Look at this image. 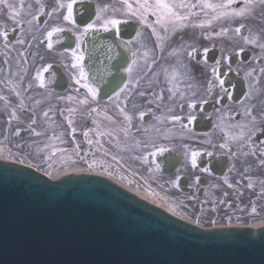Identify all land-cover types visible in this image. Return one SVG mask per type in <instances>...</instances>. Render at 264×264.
Instances as JSON below:
<instances>
[{"label":"flooded vegetation","instance_id":"obj_1","mask_svg":"<svg viewBox=\"0 0 264 264\" xmlns=\"http://www.w3.org/2000/svg\"><path fill=\"white\" fill-rule=\"evenodd\" d=\"M29 12L36 14L34 9ZM22 19L17 24L6 8H0V141L15 144L17 137L25 141L45 126L46 117L36 113L41 105L38 100L48 93L53 98L49 121L55 151L73 165L87 160L120 178H148L157 190H164L178 213L204 219L206 225L264 221V49L229 47L218 50L212 62L208 60L211 50L200 52L191 64L177 67L179 75L174 81L168 75L144 81L134 66L131 76L126 71L128 89L119 98L116 92L108 99L98 95L93 100L76 83L79 69L72 66L73 50L53 48L55 33L49 37L48 32L54 27L45 26L46 17L31 24V15ZM51 68L65 81V88L59 89L57 82L46 86L45 74ZM38 71L44 78L43 87L35 78ZM86 97L89 102L81 103ZM193 102L194 109L189 107ZM117 104L133 117L128 136L120 131L129 126ZM245 109L256 117L255 123L244 115ZM105 114L115 123L106 120ZM172 116L181 120L173 121ZM190 116L195 120L190 122ZM67 118L73 121L71 125ZM241 124L248 126L244 140L229 141L228 136L237 134ZM61 142L67 143L64 151L57 147ZM226 142L231 150L221 147ZM159 147L166 151L158 154ZM192 151L200 153L196 167L191 165ZM164 161L178 163L165 174Z\"/></svg>","mask_w":264,"mask_h":264},{"label":"water","instance_id":"obj_2","mask_svg":"<svg viewBox=\"0 0 264 264\" xmlns=\"http://www.w3.org/2000/svg\"><path fill=\"white\" fill-rule=\"evenodd\" d=\"M77 24L95 18L78 3ZM131 39L136 28L120 26ZM55 47H72L67 35ZM90 83L108 97L126 82L129 63L115 32H89L83 40ZM49 87L65 81L53 70ZM167 172V170H166ZM0 264H264V226L202 229L91 173L60 180L0 160Z\"/></svg>","mask_w":264,"mask_h":264},{"label":"snow or ice","instance_id":"obj_3","mask_svg":"<svg viewBox=\"0 0 264 264\" xmlns=\"http://www.w3.org/2000/svg\"><path fill=\"white\" fill-rule=\"evenodd\" d=\"M39 2V0H37ZM77 2V0H61L58 4L59 9L66 10V14L63 15L62 19L63 21L67 22L68 24L79 28L80 26L77 24L76 17L74 15V5ZM120 8H115L109 5H105L104 7L97 6L96 12H95V19L91 20L90 22H86L83 27L82 35H87L89 32L92 31H98L101 28L104 31H111L115 30L118 34L120 31V26L122 24L128 23V19H120L116 18L115 15H108L109 11L115 13V12H121L124 17L127 18H136L142 25L148 27L151 29L152 34L156 36V40L159 43V46L161 48V51L163 50L164 41L167 39V36L161 35V32L157 30V25L160 29L163 30V32L167 33L169 30L172 32H175L178 29H184L189 26L190 18L193 16H198L199 13L193 11L195 8H199L201 12H204L205 19L199 21L197 24H194L193 26H198L201 29L210 27L214 21H220V20H235L237 18H240L241 20L246 19L252 15H254L256 11L257 5H264V0H221V2H213V0H198V3H190L188 0H120ZM234 5H240L238 7ZM29 9H31V5H27ZM0 8H6L8 10V13L17 24H22L24 21L22 19L23 16V10L25 8V4L23 0H20L19 4L11 3L9 0H0ZM58 9H53V11H57ZM209 12L212 13V15H209ZM32 16V20L28 21L29 24H31L32 21H38L39 16L44 15L43 12V6H41L39 15L33 14L31 12L28 13ZM154 17L155 20L150 22L149 17ZM19 18V19H18ZM99 22V25L97 24ZM242 29H246V25L241 23L239 27H236L234 31L239 34L241 33ZM71 30V29H69ZM64 31L61 27H54L52 31L48 32V36L51 37L54 33H59ZM229 29L227 28H221L220 32L216 33V35H225ZM5 38H7L8 33L5 31L3 33ZM137 36H140V33H137ZM246 44L256 45L257 47L264 49V43L260 42L262 40V37L257 34H252L249 31L248 35H245L243 37ZM49 47H51V44H49ZM79 46H77V50L72 51V58L74 60V64L72 65L75 68L79 69V78L76 80L77 84H80L81 87L87 90V93L90 94L91 98L94 100L98 97L99 92L98 89L94 86H92L88 82V76L84 72L83 69V60L84 55L82 52L78 51ZM174 55L175 53H171ZM133 59L131 64L128 65L126 68V71L131 76V73L134 70V66H136L137 61L135 59L136 53L133 54ZM150 55L149 51L144 52V57L147 58ZM155 61H153L154 63ZM44 71H47V69H44ZM166 75L169 76L170 80H175L179 73L174 69L171 73H168L167 70ZM262 72H264V69H261ZM213 72H216V69H213ZM251 75V73H249ZM36 80L39 81L40 86H44V78L41 72L36 73ZM132 81L129 80V83ZM221 84H223V81H220ZM128 89V84H125L120 90L116 93V97L119 98L121 93L125 92ZM14 90V89H13ZM211 90V87L209 88ZM141 96L144 95V93H139ZM17 96H19V93H16ZM251 93L249 92L246 94L245 99H247ZM68 99H72L69 97ZM158 99H163L162 96L158 97ZM89 101L87 97L81 101V103L87 104ZM241 104L244 103V100L239 101ZM204 103H207V101H204ZM21 106H23V102H21ZM116 107L119 109V112L121 115H123L124 120L128 123L127 128H122L120 131L124 132L125 136L129 135L131 122L133 117L128 114V112L125 111L124 107H121L120 104H117ZM189 107L196 108V103L193 102L189 104ZM70 113L75 111L74 109L68 110ZM93 111H96L93 109ZM44 115H47V113H44ZM141 117H143L144 113L140 114ZM244 115L251 118V121L255 123L256 117L252 115V112L249 109H245ZM106 120L113 121L111 116H107L105 114L104 117ZM158 119L163 120V117H158ZM173 121H180V116H172L170 117ZM195 120V116H190L189 121ZM68 124L71 125L73 121L71 118H67ZM32 123H36L35 120L32 121ZM237 127L240 128V131L235 135H229L228 140L229 141H242L244 140L246 136V132L244 129L248 127L247 125L241 124ZM35 131V130H33ZM72 131L74 132L75 129L73 128ZM251 132V129H249V133ZM37 136L41 135V133L36 132ZM98 135H111V133H102L98 132ZM87 135V133H85ZM165 138H168L165 136ZM89 144H92L93 141L89 140ZM155 147V145H154ZM221 147L229 148V144L226 142L225 144L221 145ZM77 150L79 148V145L76 146ZM229 150H231L229 148ZM166 151L164 147H159L157 149L158 154H163ZM153 155L157 153H152ZM264 154V153H262ZM200 155V153L196 151L191 152V165L193 167L197 166V157ZM211 155V153H209ZM253 155H255V152H253ZM22 162V161H21ZM261 163H264V160L261 161ZM204 171H209L208 169H204ZM225 181L227 182V178H225ZM231 187V185H229ZM249 187H252V184L249 183ZM253 213H255L256 209L255 207L252 208ZM231 219V218H229ZM199 222V221H197ZM216 221L213 220L212 223H215Z\"/></svg>","mask_w":264,"mask_h":264},{"label":"rangeland","instance_id":"obj_4","mask_svg":"<svg viewBox=\"0 0 264 264\" xmlns=\"http://www.w3.org/2000/svg\"><path fill=\"white\" fill-rule=\"evenodd\" d=\"M78 1V0H77ZM10 2V1H9ZM45 5L43 6V12L45 13L46 8L48 7V13L44 14L47 22L49 19V13L52 7L51 3H54L51 0H44ZM88 2V1H87ZM92 3H95L96 8L97 6L100 7H104V3L102 0H97V1H89ZM76 4V3H75ZM28 5H31V9H29L28 7H25L23 10V15H27L29 13L30 10L34 9L36 12V15H39V11L40 9H38L36 6V4L33 3H28ZM256 15H259V18L264 19V6H261V9H259V11L256 13ZM40 17V16H39ZM131 18H129V21ZM251 20L253 19H243L241 20V23L245 24L246 27L248 28L246 33L244 35L242 34H237L234 29L236 27H239L241 23H237V25L233 22V20H230V25L229 27V32L232 33V44H227L221 40H219L222 44L220 45L221 48H219L220 51H227L229 48L225 47L228 46L230 48H242V49H250L253 51L258 52V49H260L259 47H257L256 45H251V44H246L243 37L245 35L249 34V31L252 34L256 33V26L252 24ZM97 24L99 25V22H97ZM45 26H51V27H57V25H45ZM66 28H69L67 30L71 31L74 33V36L81 38L82 36V29L81 28H76L72 25L69 24V26H67ZM149 31V28L142 25L139 27V33L140 36L138 37L136 35L135 39L133 40V42L131 43H127L128 48L132 50V53H136V67L139 70L138 76L139 78L141 77L142 79H144V81L147 80H151L156 78H159L162 75H165L166 71L168 73H171L174 69L177 71L176 67L179 66H183V65H187V64H191V59H190V54H195V50L191 51L187 48L189 47L187 46H183V45H179L178 47H175L172 51H170L168 54L169 56H171V52L175 53V57L180 58L182 60V58L185 59V61H183V63L181 62V65H179L178 63H169V61H162V60H157L154 63H150V62H145L143 60H147V58L144 57V52L145 51H149L148 49H146L145 47H143L145 45V40L150 43L152 42L148 36H147V32ZM242 31V30H241ZM242 33V32H241ZM195 35H200V34H195ZM193 35V36H195ZM198 38V37H197ZM149 39V40H148ZM231 41V42H232ZM177 42H182V38H178ZM183 46V47H182ZM199 47V46H196ZM215 48L214 46H212L209 49H205L204 51L202 50V52H205L207 50H211ZM150 55H152V51H149ZM193 52V53H192ZM194 56V55H193ZM168 57V56H167ZM192 58V57H191ZM132 59H133V55H132ZM142 59V60H140ZM72 61L74 62V60L72 59ZM85 61V57L83 62ZM179 65V66H178ZM143 81V82H144ZM152 90H156V89H152ZM41 101V102H40ZM52 101L53 98L51 97L50 94L45 93L39 100L38 102L41 103L40 108L38 113L36 114H40L41 117L45 116L47 119V124L41 128H38L36 132L41 133V135L37 136L36 134H34L30 139H26L25 141H21L18 137L16 138V142L15 144L12 143H4L2 140L0 141V156H8L9 158L19 161L21 163H25L27 165L33 166L39 170H41L42 172L49 174V175H57L58 173H60L61 171H65L68 169H71L73 167H75V165H73L70 161H68V158L65 155H62L60 153H56L55 151V144L53 143V139L51 137V129H50V121H49V116H50V107L52 105ZM43 103V104H42ZM44 113H47V115H44ZM2 137V135H1ZM67 146V143L61 142L58 144V149L61 150H65ZM25 147V148H24ZM23 149H26L25 151ZM124 181H129V178H121ZM139 183L140 187H143L142 189L150 192L152 194H154L155 196H157L158 198L160 197V199H166L169 200V198L167 197V194H164L163 191L164 190H157V187L155 185H153L152 181L148 178H135ZM134 179V180H135ZM171 200V199H170ZM185 217H187L185 215ZM190 218V217H189ZM196 221H199V223L203 224L205 222V220H198L196 219ZM263 221V220H262ZM240 223H246V224H256V222H250V221H241Z\"/></svg>","mask_w":264,"mask_h":264},{"label":"bare ground","instance_id":"obj_5","mask_svg":"<svg viewBox=\"0 0 264 264\" xmlns=\"http://www.w3.org/2000/svg\"><path fill=\"white\" fill-rule=\"evenodd\" d=\"M9 1L11 3H16V4L20 3V0H9ZM51 1H53L54 3H51L52 7H51V10L49 13L48 25L52 24V25H57L58 27H64V28L69 26V24L67 22L63 21V19H62L63 15L66 14V10L58 8V4H59V2H61V0H51ZM85 1H93L94 2L97 0H85ZM102 1L104 3V6L109 5V6H112L115 8H120V6H121L120 0H102ZM23 2L25 4V7H27L29 2L30 3L34 2V4L37 5L36 7L38 9H40L41 6L45 5L44 0H39V2H37V0H23ZM188 2L195 4V3H198V0H188ZM213 2H221V0H213ZM234 6L238 7L240 5H234ZM261 6H264V5H257L254 15L248 17V19H253V20H251V22L253 25L256 26V33L255 34L260 35L262 37V40L260 42L264 43V19H262V21H261V18H259V15H256V13L259 11V9H261ZM54 8L58 9V10L54 12L53 11ZM193 11L198 12L199 15L193 16L190 18L191 22L189 23V26L187 28L178 29L175 32H172L171 30H169L167 33H165V32H163L162 29L159 28L158 25L156 26L157 30L161 32V35L167 36V39L164 41V46H163L162 51H161V48L159 46L158 41L156 40V36L152 34V31L149 28V31L147 32V36L152 42L148 43L145 40L144 41L145 45L143 47H145L149 51H152L153 53H152V55H149L147 57V60L145 59L143 61L152 63L153 61L162 60V61H169V63L173 62V63L179 64V63L183 62V59L181 60L180 58L175 57L176 56L175 54L174 55L171 54V56H169V54H168L170 51H172L175 47H178L179 45H183V46L188 45L189 47H187V48H189L188 49V51H189V50H194V49H205V48H209L212 46L220 47V45L222 43L219 40H221L227 44L231 43V40H232V33L231 32L228 31L225 35H216V33L220 32L221 28L229 29L228 26L230 25V20L214 21L210 27H206V28L201 29L200 27L193 26V25L197 24L199 21L205 19V14H204V12H201L198 7L193 9ZM107 14L108 15H115L116 18H120V19H129L127 17H124L121 12L113 13L110 10L109 13H107ZM209 15H212V13L209 12ZM130 20H132L133 24L135 25V27L138 30V27L141 26V23L136 18H131ZM154 20H155L154 17H151V16L149 17L150 22H152ZM233 22L237 25V23L238 24L241 23V19L237 18V19L233 20ZM195 34H200V35H195ZM193 35H195V36H193ZM180 37L182 38V42H177V39ZM121 46H122V48L126 49V47H124L123 45H121ZM196 46H199V47H196ZM67 47H70V46H67ZM72 48H74V45L72 46ZM76 50H77V48H76ZM140 60H142V59H140ZM0 159L9 160L12 162H17V161L12 160L8 156H1ZM86 161H81L82 162L81 166L75 165L74 168H71V169H68L65 171H61L57 175H49L48 174V177L54 180V179L60 178L66 172H84V171H87V170L92 168V170L95 173L102 175L106 178H109V179L113 180L114 182L120 184L121 186H124L125 188H127L128 190H130L131 192H133L134 194H136L140 198H143V199L147 200L148 202H151V203H153L159 207H163L164 209L167 210V212L175 215L176 217H178L184 221H189L191 223H195V224L198 223L196 220H194L192 218H185L181 213H178L169 204V202H166L165 200L163 201L162 198L160 199V197L158 198L154 194L143 190L142 187H139L138 181L136 179L134 180V178H130V182L124 181V180L118 178L117 176H115L114 174H112V172H110L109 170L93 166L91 164L86 163ZM33 168H35V167H33ZM258 226H259L258 224H254L253 226L241 224L238 227L239 228L251 227V228L256 229ZM202 228H205V227H202Z\"/></svg>","mask_w":264,"mask_h":264}]
</instances>
